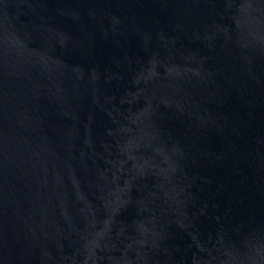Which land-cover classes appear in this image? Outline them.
<instances>
[{
  "label": "water",
  "instance_id": "95a60500",
  "mask_svg": "<svg viewBox=\"0 0 264 264\" xmlns=\"http://www.w3.org/2000/svg\"><path fill=\"white\" fill-rule=\"evenodd\" d=\"M0 264H264V0H0Z\"/></svg>",
  "mask_w": 264,
  "mask_h": 264
}]
</instances>
